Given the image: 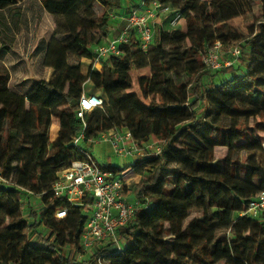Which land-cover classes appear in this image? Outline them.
Instances as JSON below:
<instances>
[{
    "label": "trees",
    "instance_id": "obj_1",
    "mask_svg": "<svg viewBox=\"0 0 264 264\" xmlns=\"http://www.w3.org/2000/svg\"><path fill=\"white\" fill-rule=\"evenodd\" d=\"M5 1L13 6L18 2L0 0V9ZM184 1L186 34L176 29L166 32L158 26L154 44L143 52L130 30L129 41L122 45L124 54L113 56L111 65L105 63L101 71L92 69L88 75L79 65H69L68 55L73 52L80 59L94 60V47L110 36V15L122 8L123 0L43 1L46 10L56 17V32L66 35L62 40H51L44 60L45 66L56 72V78L41 79L21 94L12 90L10 73L0 72V146L6 155L0 173V264H99L100 253H106L107 264H222L215 255L223 257L224 264H264V214L262 220L239 216L246 204L264 190V168L251 159L241 177L233 166L218 171L214 162L217 145L242 150L262 147L254 131H264V121L260 120L264 118V22L258 23L252 37L244 38L227 24L240 14L236 0H211L208 5L200 0ZM191 6H196L198 13L190 12ZM207 15L216 20L221 39L206 32L210 21ZM119 33L120 30L116 35ZM185 38L196 40V55L205 53L215 40H221L226 49L242 48L245 41L250 51H242L237 66L215 71L230 75L227 81L205 89L202 81L211 71L202 68L200 61L196 64L197 59L189 60L187 70L193 80L188 83L178 68L184 55L173 54L172 62L167 60L165 45L175 46ZM147 55L155 56L152 74L161 75L163 83L161 89L154 90L158 100L149 104L137 92H127L132 87L130 72L135 66H147L143 62ZM188 58L192 59V55ZM167 66L175 71L176 80L166 78ZM88 79L107 97L103 109L87 114L88 135L127 127L139 138L140 146L150 140L162 145L157 155L139 158L129 165L141 174L134 187L136 196L148 197L152 206L139 208L134 220L121 230L123 250L97 248L88 260L78 261L79 238L85 223L83 208L70 207L67 218H55L53 207L63 202L53 197L51 186L58 170L82 158L71 141L81 130L77 111ZM139 85L147 98L152 81L142 78ZM238 99L258 109L255 127L223 125V117L233 114ZM189 114V119L183 118ZM54 118L60 129L51 141L49 128ZM202 126L206 137L198 136ZM12 128L17 130L18 144L14 145ZM189 133L200 138L204 146L186 143ZM15 161L21 163L23 174L16 176L15 183L6 182L7 171L13 169ZM170 184L173 188L167 190ZM20 187L39 195L44 206L40 220L31 204L26 207L29 201ZM170 196L191 203L206 199L202 218L185 224L187 214L177 211ZM41 224L51 230L49 237L38 230ZM68 248L71 252L66 255Z\"/></svg>",
    "mask_w": 264,
    "mask_h": 264
},
{
    "label": "rangeland",
    "instance_id": "obj_2",
    "mask_svg": "<svg viewBox=\"0 0 264 264\" xmlns=\"http://www.w3.org/2000/svg\"><path fill=\"white\" fill-rule=\"evenodd\" d=\"M44 0H18L16 5H12L8 1L3 3V8L0 9V72L7 71L11 76V88L12 90L25 93L30 90V88L41 79L54 80L56 78V72L50 68L46 67L44 64L45 56L49 47L51 40L56 37L60 40L64 39L66 35L56 32L57 24L56 17L49 13L43 3ZM164 4H170L172 11L169 14L161 15L158 19L157 27L161 26L166 32H172V19L180 14L181 19L178 21L176 30L186 34L188 32L187 22L184 18V11L187 10V6L184 0L177 2L178 0H161ZM204 4H209L211 0H200ZM240 8V14L234 19L228 20L227 24L238 30L244 35V38L252 37L256 33V27L258 23L264 22V0H236ZM134 1L123 0V8L127 9V4L133 5ZM100 14H102L101 7H98ZM118 10H113L111 16H120L121 13ZM190 12L198 13V8L196 6H191ZM129 13V12H128ZM127 12H123L122 20L128 15ZM209 22L206 26V32L214 34L215 39H221L223 36L216 29V20L207 15ZM117 19V18H116ZM112 24V22H111ZM109 26L110 36H117V30H114L113 25ZM123 25V23H122ZM121 25V26H122ZM172 34V33H171ZM193 38H185L183 42L173 46L171 44H166L165 48L168 54V62H172L173 54L184 55V60L180 61L178 64L179 71L183 74L185 82L191 83L192 77L190 76V71L187 70L189 60L197 59L200 61L202 68H204L202 57L203 53L200 51L199 55L195 54V49L197 46L196 40ZM244 54H248L250 47H248L243 41L242 48ZM188 55H192V59L188 58ZM156 60L155 56L147 55L143 57V62H147L148 65L144 67L135 66L130 72L132 79V87L127 89V92H137L146 103L158 100V95L156 94V89H161L163 87L162 76H153L151 62ZM68 63L71 66L79 65L83 74L88 75L93 68L91 59L78 58L75 53L70 52L68 55ZM106 64L111 65L105 60ZM238 62L235 63V66ZM99 66V65H98ZM205 69V68H204ZM166 78L169 80H176V73L171 68L167 66ZM245 71V69H243ZM148 79L152 81V88L147 98L143 97L140 89L139 80ZM230 75L218 74L215 72H209L202 81L203 88L211 89L218 87L221 83L227 81ZM84 92L87 94H97L107 100L101 89L96 88L92 81L88 79L84 85ZM234 112L231 116L223 117V125H237L243 124L244 127H255L254 122L259 120V111L253 106L249 105L246 100L238 99L234 108ZM198 113V109L194 110V114ZM192 115L189 114L183 118L189 119ZM182 118V117H179ZM178 118V119H179ZM260 120L264 121V118ZM188 122V121H183ZM53 123H59V121L54 118ZM53 123L49 128V136L51 135V130ZM180 123L178 126H180ZM14 135V143L18 144L16 141L17 130L12 128ZM252 132V131H251ZM254 135L257 140L262 142V147L257 149L242 150L239 148L231 149L226 146L217 145L214 147V162L218 171L223 172L225 166H233L237 174L241 177L244 176V171L246 166L251 159L260 163L264 168V131H254ZM198 136H207V131L204 126L199 128ZM186 143L195 144L196 146H204L200 138H198L194 133H189L187 135ZM162 142H154L152 140L144 143L142 146H138L137 152H143L146 157H152L156 155L161 148ZM85 148L90 151L98 163L103 167H115L118 169H128L126 173V179L130 181L132 187H135V183L141 180V177L133 170V167L129 165L134 163L135 156H118L113 153V149L108 143H102L99 145H85ZM6 162V155L4 153L3 147L0 146V173ZM13 169L7 171L9 174V179L6 182H16V176L23 174V167L19 161L13 163ZM133 180V181H132ZM132 182V183H131ZM167 190L173 188L170 184L166 187ZM262 189V188H260ZM135 195L131 193L130 198L133 199ZM171 201L175 204L178 212H185L187 218L185 224L192 219H201L204 208L207 206L206 199H201L197 203H191L189 201L169 197ZM31 204L32 208L38 213V220L41 219L42 213L44 211V206L39 203V199L36 196H32L31 200L27 202V208ZM27 211V209H26ZM218 231L221 229L217 228ZM38 230L44 233L47 231L45 226H39ZM8 232V230L6 231ZM48 233V232H47ZM46 233V234H47ZM71 248L66 250V255L70 254ZM79 253V252H78ZM80 254V253H79ZM77 254L76 258H78ZM218 261L221 257L215 255ZM222 260V259H221ZM225 260V259H224ZM224 262V261H223ZM264 263V257L261 259ZM114 264H119L115 262Z\"/></svg>",
    "mask_w": 264,
    "mask_h": 264
},
{
    "label": "built area",
    "instance_id": "obj_3",
    "mask_svg": "<svg viewBox=\"0 0 264 264\" xmlns=\"http://www.w3.org/2000/svg\"><path fill=\"white\" fill-rule=\"evenodd\" d=\"M171 11L172 7L160 0H153L150 3L141 0L124 18L123 26H121V22L118 23L116 19L119 18L118 16H111L113 29L119 28L120 33L117 36H109L95 45L93 50L95 58L91 60L92 69L101 71L105 60L111 63L113 56L124 54L122 45L129 41L130 30L135 33L139 49L147 52L155 42L158 19L161 15L169 14ZM180 19V14L172 19L171 31L176 29ZM241 55L240 47L226 49L221 40H215L203 53L202 62L206 69L215 72L223 67L234 65ZM79 101L80 108L77 111V117L82 123L81 130L72 138L71 143L82 153V158L72 160L68 166L57 171L51 192L56 200L63 202L62 205H54L53 215L55 218H67L70 207L83 208L85 223L79 238L81 251L77 258L78 261H83L88 260L97 248L112 246L117 251H122L125 240L119 237L121 230L134 220L139 208L149 209L152 203L148 197L140 199L136 196L135 189L126 179V173L130 168L120 171L103 167L85 148V145L108 143L114 154L127 157L135 156L134 160L137 161L139 158H147L143 152H137L139 138L127 127H112L100 130L95 135H88L87 114L95 109H103L106 101L97 94L87 93H83ZM137 174L139 175V173ZM20 189L25 192L26 201L31 200L32 196L39 199V195L33 191L24 187H20ZM131 193L135 195L133 199L130 198ZM263 214L264 190H261L240 211L239 216L262 220ZM43 234L49 237L51 230L47 228ZM97 261L99 264H107L106 253H100Z\"/></svg>",
    "mask_w": 264,
    "mask_h": 264
},
{
    "label": "crops",
    "instance_id": "obj_4",
    "mask_svg": "<svg viewBox=\"0 0 264 264\" xmlns=\"http://www.w3.org/2000/svg\"><path fill=\"white\" fill-rule=\"evenodd\" d=\"M130 1H134V3H133V5H136V4H139V2L141 1V0H130ZM128 8L126 9H124L123 8V3H122V8L121 9H119L118 11H120L119 13H121V14H123V12L125 13V12H130L131 10H132V8H133V6H131V4H127L126 5ZM120 14V16H118L119 18H117V20H118V23H124L125 21L124 20H122L121 21V19H122V15ZM120 17H121V19H120ZM22 94V93H21ZM59 129H60V125H59V123H53V127H52V130H51V135H50V140L51 141H53V140H55L56 139V137L58 136V132H59ZM139 177H141V174H139L138 175ZM221 259H222V261H224L222 264H224L225 263V261L226 260H224L223 259V257H221Z\"/></svg>",
    "mask_w": 264,
    "mask_h": 264
}]
</instances>
